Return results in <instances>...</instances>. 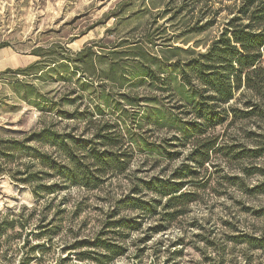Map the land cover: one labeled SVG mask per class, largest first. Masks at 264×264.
Listing matches in <instances>:
<instances>
[{"label": "rangeland", "instance_id": "rangeland-1", "mask_svg": "<svg viewBox=\"0 0 264 264\" xmlns=\"http://www.w3.org/2000/svg\"><path fill=\"white\" fill-rule=\"evenodd\" d=\"M167 1L0 0V139L22 138L45 124L80 134L90 118L115 119L134 107L142 117L138 134L147 143L130 168L116 172L109 184L92 191L63 190L51 203L46 198L53 195L38 201L28 185L0 173V217L10 213L9 218L29 220L27 231L34 228L28 235L31 244L48 239L35 236L39 225L55 220L60 227L46 251L39 253L43 256L38 264H58L64 257L82 263L70 249L71 243L95 237L109 221L139 214L117 203L129 193L133 178L167 177L185 162L192 143L180 146L176 142L178 146L173 147L176 126L163 117L170 113L183 119L190 116L184 115L169 84L152 83L145 71L153 67L163 80L177 78L172 65L205 52L221 23L232 14L224 10L215 25L184 34L193 19L187 15L182 20L171 18L173 11H164ZM101 86L119 102L114 111L105 106L104 115L95 111ZM81 94L83 99H79ZM239 97L235 105L242 107ZM38 101L47 103L50 110L42 113L35 104ZM86 103L94 115L84 114ZM125 116L130 122V112ZM211 132L225 149L213 155L198 178L183 188L197 191L198 200L162 231L155 229L166 225L160 214H141L139 228L120 238L127 252L112 264H264L263 251L239 241L264 235V192H254L264 183V153L250 156L264 147V119L237 116ZM171 152L179 154L168 156ZM143 193L151 196L147 190ZM41 213L46 215L43 221ZM24 238L22 233L15 242L22 243ZM21 254L11 263L0 264H18Z\"/></svg>", "mask_w": 264, "mask_h": 264}, {"label": "trees", "instance_id": "trees-1", "mask_svg": "<svg viewBox=\"0 0 264 264\" xmlns=\"http://www.w3.org/2000/svg\"><path fill=\"white\" fill-rule=\"evenodd\" d=\"M224 10H229L232 16L221 23L207 50L172 65L177 78L163 80L153 67H147L145 71L152 83L166 84V81L180 107L184 108V115L190 116L183 119L170 113L168 117H163L176 126L172 130L173 147L192 143L185 162L167 177L133 178L129 193L117 203L118 206L137 210L139 214L109 221L95 237L71 243L70 249L82 263L73 262L72 257H64L58 264H112L115 258L127 252L120 238L128 237L131 231L139 228L141 223L137 217L141 214V217L160 214V220L166 225L162 223L155 229L166 230L168 224L183 215L187 206L199 198L197 191L183 188L198 178L206 165L212 162L213 155L225 149L219 144L218 135L211 130L237 116L247 120L264 119V0H168L164 9L166 14L173 11L171 18L182 20L189 16L193 19L185 26L184 34L210 28L217 23L218 14ZM89 50L84 49L81 53ZM84 87L87 88V83ZM238 94L242 107L235 105ZM99 98L100 103L95 105L99 115H104L105 106L112 111L119 108V102L107 94L106 86H101ZM79 99H83L82 94ZM35 104L42 113L50 110L47 103L38 101ZM85 105L87 111L84 114L94 115L90 105ZM130 108L124 109L115 119L90 118L87 129L80 134L74 130H60L56 124H45L22 138H1L0 173L10 174L19 184L28 185L38 201L53 195L50 201L46 198L49 203L63 190L77 187L82 191H92L109 184L118 172L130 168L137 152L146 150L147 143L138 134L141 111ZM146 109L150 110V107ZM128 112L130 122L126 121ZM124 147L126 149L122 151ZM262 148V151H251L250 156H261L264 153ZM177 154L179 152H171L168 156ZM144 190L151 192V196L147 197ZM254 192L263 193L264 183L256 186ZM159 208L163 210L161 213ZM37 209L34 208V213ZM9 215L6 213L0 217V262H13L21 251L18 264H38L43 256L39 253L46 251L47 242L60 227L55 225V220L51 225H39L40 232L35 236L47 235L48 239L31 244L28 235L34 228L27 231L30 221L20 222L15 216L9 218ZM40 215V221H43L46 215ZM17 228L21 230L17 231ZM22 233L25 234L24 241L15 242ZM239 241L247 242L251 249L264 252V235Z\"/></svg>", "mask_w": 264, "mask_h": 264}]
</instances>
